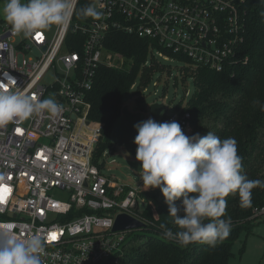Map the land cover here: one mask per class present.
I'll use <instances>...</instances> for the list:
<instances>
[{"label": "built area", "instance_id": "built-area-1", "mask_svg": "<svg viewBox=\"0 0 264 264\" xmlns=\"http://www.w3.org/2000/svg\"><path fill=\"white\" fill-rule=\"evenodd\" d=\"M80 1L67 27L54 25L28 38L0 22V85L63 105L58 117L44 113L0 127V186L9 189L0 200V229L21 239L43 237L47 253L60 257H46V264H118L138 230L115 232L116 218L149 221L143 183L132 188L105 175L108 151L94 161L103 126L89 120V95L98 70L131 68L129 59L107 48L108 36L118 32L148 42L142 70L155 61L168 74L161 58L181 62L182 75L187 68L223 72L241 61L246 12L244 0H92L102 12L93 19L76 15ZM147 87L140 72L130 90L138 103ZM184 107L166 122H178L190 136L192 117ZM55 191L67 200L56 199ZM262 216L264 207L252 218Z\"/></svg>", "mask_w": 264, "mask_h": 264}, {"label": "trees", "instance_id": "trees-1", "mask_svg": "<svg viewBox=\"0 0 264 264\" xmlns=\"http://www.w3.org/2000/svg\"><path fill=\"white\" fill-rule=\"evenodd\" d=\"M91 2L81 0L78 10ZM243 8L246 29L239 52L241 61L223 72L206 68L184 70L182 84L191 78L195 91L183 111L192 117L193 130L189 137L197 133L205 136L211 131L222 140L235 138L238 154L243 158L242 174L251 180L264 181V111H261V105H264V0H244ZM106 46L129 59L131 68L101 67L98 70L89 95V120L103 126L95 149V162L111 148L115 126L121 119L123 100L139 73L142 72V85L147 87L155 72L166 71V67L155 61L151 62L152 66L141 69L148 60L150 48L144 40L117 32L108 36ZM167 72L171 74L170 70ZM140 197L146 203L144 216L149 221L145 229L138 230L144 232L137 235L144 240L138 242L140 239H137V242L128 244L118 264H230L234 244L241 233L253 231L257 220L252 218L253 213L264 207V187L252 190V203L246 208L240 206L238 194H230L225 198L227 208L222 217H230L232 221L228 238L215 248L201 243L181 247L162 237L161 223H166L174 232L179 229L172 223L169 206L160 188H147L140 192ZM176 203L179 206L180 201Z\"/></svg>", "mask_w": 264, "mask_h": 264}, {"label": "clouds", "instance_id": "clouds-1", "mask_svg": "<svg viewBox=\"0 0 264 264\" xmlns=\"http://www.w3.org/2000/svg\"><path fill=\"white\" fill-rule=\"evenodd\" d=\"M74 8L75 0H4L0 16L14 33L28 38L54 25L67 27ZM76 15L99 19L102 12L89 3ZM62 112L63 105L53 98L38 101L23 89L0 87V127L20 124L44 113L58 117ZM134 127L143 186L160 188L172 223L179 229L174 232L161 223L162 237L181 247L201 243L215 248L231 232V218H222L227 208L225 198L238 194L240 206L250 207L252 190L264 187V181L242 174L243 158L238 154L235 138L222 140L211 131L205 136L197 133L189 137L178 122L158 123L153 118ZM176 201H180L179 206ZM46 249V240L37 233L21 239L9 229H0V264H46V257L52 261L60 258L58 253L49 254Z\"/></svg>", "mask_w": 264, "mask_h": 264}, {"label": "rangeland", "instance_id": "rangeland-1", "mask_svg": "<svg viewBox=\"0 0 264 264\" xmlns=\"http://www.w3.org/2000/svg\"><path fill=\"white\" fill-rule=\"evenodd\" d=\"M4 0H0V7L3 6ZM4 21L0 16V22ZM163 65L171 70V76L163 73H156L151 84L147 87V92L144 95L141 103H138L134 92L129 93L123 100V105L133 113H141L142 121L152 118L149 115L150 107L155 104H164L169 107L160 116V122H166L168 117L174 113L177 106L184 107L187 103L189 95L194 93V83L191 78L187 80L185 85L182 84V74L180 72L183 64L179 61L158 59ZM121 119L117 122L115 130L112 135V145L109 148L108 156L106 158V168L104 174L115 177L120 182L134 188L137 187L142 179L140 178V168L142 162L138 161L136 157L130 156L122 147H119L116 131L118 130ZM138 133L136 132L133 139ZM54 196L58 200L66 201L67 196L59 191L54 192ZM255 227L249 234L241 233L238 240L233 246L232 258L230 264H264V216L258 218L254 222ZM135 235L130 236L128 243H135L144 240L137 235H143L144 232L137 231ZM128 247V246H127ZM244 249V251H242Z\"/></svg>", "mask_w": 264, "mask_h": 264}, {"label": "water", "instance_id": "water-1", "mask_svg": "<svg viewBox=\"0 0 264 264\" xmlns=\"http://www.w3.org/2000/svg\"><path fill=\"white\" fill-rule=\"evenodd\" d=\"M167 109L164 104H153L149 109V115L156 121L160 122V116ZM122 122L116 131V138L119 147H122L130 156L136 157L137 145L134 143V135L137 132L134 125L142 121V114L131 112L127 106H124L121 111ZM146 225L127 214L119 215L116 218L113 230L127 231V230H143Z\"/></svg>", "mask_w": 264, "mask_h": 264}, {"label": "snow or ice", "instance_id": "snow-or-ice-1", "mask_svg": "<svg viewBox=\"0 0 264 264\" xmlns=\"http://www.w3.org/2000/svg\"><path fill=\"white\" fill-rule=\"evenodd\" d=\"M37 37H39V34H37ZM0 87H2V85H0ZM8 191H9V189L6 186H0V192L3 193V195H0V200L4 199V195H6ZM51 238L53 240H55L57 238V234L56 233H52L51 234Z\"/></svg>", "mask_w": 264, "mask_h": 264}]
</instances>
